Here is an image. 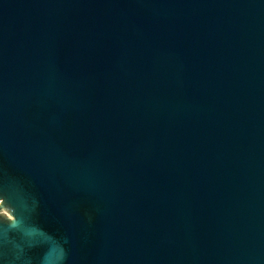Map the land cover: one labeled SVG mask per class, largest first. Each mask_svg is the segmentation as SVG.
I'll return each mask as SVG.
<instances>
[{"label": "water", "instance_id": "1", "mask_svg": "<svg viewBox=\"0 0 264 264\" xmlns=\"http://www.w3.org/2000/svg\"><path fill=\"white\" fill-rule=\"evenodd\" d=\"M10 205L0 264H264V0H0Z\"/></svg>", "mask_w": 264, "mask_h": 264}, {"label": "clouds", "instance_id": "2", "mask_svg": "<svg viewBox=\"0 0 264 264\" xmlns=\"http://www.w3.org/2000/svg\"><path fill=\"white\" fill-rule=\"evenodd\" d=\"M5 195H7V193H5ZM13 210L15 212V215L10 217L11 222L7 224H0V248H7L9 243H12V241H10L9 239V233L13 231L24 232L25 236H29V237L33 234L31 231H28L24 227H22L24 220L29 217L23 216L22 219L18 221L17 215H19L20 213H18L14 208ZM21 240L23 241L24 246H21V244L13 243L14 257L16 260H20L21 257L23 256L25 251V246L30 247L32 243L31 240H24V239ZM3 259L6 264L7 256L4 255Z\"/></svg>", "mask_w": 264, "mask_h": 264}, {"label": "rangeland", "instance_id": "3", "mask_svg": "<svg viewBox=\"0 0 264 264\" xmlns=\"http://www.w3.org/2000/svg\"><path fill=\"white\" fill-rule=\"evenodd\" d=\"M0 217L7 218V219L10 218L6 211H0Z\"/></svg>", "mask_w": 264, "mask_h": 264}]
</instances>
